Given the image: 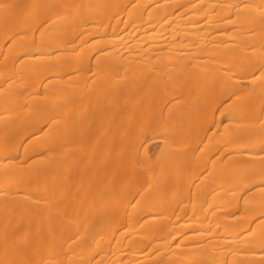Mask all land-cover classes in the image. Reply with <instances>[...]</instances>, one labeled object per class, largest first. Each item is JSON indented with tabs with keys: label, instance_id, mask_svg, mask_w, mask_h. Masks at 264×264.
Masks as SVG:
<instances>
[{
	"label": "bare ground",
	"instance_id": "1",
	"mask_svg": "<svg viewBox=\"0 0 264 264\" xmlns=\"http://www.w3.org/2000/svg\"><path fill=\"white\" fill-rule=\"evenodd\" d=\"M0 264H264V0H0Z\"/></svg>",
	"mask_w": 264,
	"mask_h": 264
}]
</instances>
